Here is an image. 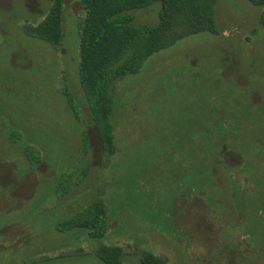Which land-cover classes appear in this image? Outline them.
<instances>
[{
    "label": "rangeland",
    "instance_id": "obj_1",
    "mask_svg": "<svg viewBox=\"0 0 264 264\" xmlns=\"http://www.w3.org/2000/svg\"><path fill=\"white\" fill-rule=\"evenodd\" d=\"M50 2L0 0V264H102L98 243L119 246L123 264H139V249L168 264H264L260 8L216 0V34L185 37L116 84L105 165L77 81L80 0L63 2L59 47L21 30ZM158 10L130 11L133 24L154 26ZM98 194L100 240L58 230Z\"/></svg>",
    "mask_w": 264,
    "mask_h": 264
},
{
    "label": "trees",
    "instance_id": "obj_2",
    "mask_svg": "<svg viewBox=\"0 0 264 264\" xmlns=\"http://www.w3.org/2000/svg\"><path fill=\"white\" fill-rule=\"evenodd\" d=\"M247 1L260 8L258 23L264 25V0ZM63 2L51 0L42 19L35 25H22V32L54 48L59 47ZM155 2L159 3L157 23L154 26L133 24L130 11L146 8ZM215 2L80 0L83 15L78 26L77 81L89 120L97 130L105 165L116 151L112 123L116 84L126 76L136 74L148 57L175 42L202 32L216 34ZM72 99L66 94L67 105L74 112ZM21 153L31 168L40 162V155L32 145L23 146ZM83 176L84 172L80 173L74 183L78 185ZM69 177L70 174H62L59 180L64 182ZM106 215L105 205L98 194L73 220L59 226L58 230L78 228L88 239L98 241L106 233ZM93 254L102 264H123L119 246L98 243ZM137 257L139 264H168L165 256L154 255L144 249L137 251Z\"/></svg>",
    "mask_w": 264,
    "mask_h": 264
}]
</instances>
